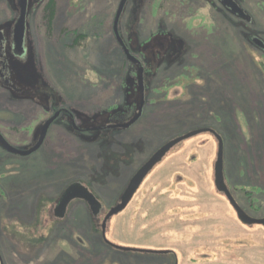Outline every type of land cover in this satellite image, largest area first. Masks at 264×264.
<instances>
[{"label": "rangeland", "instance_id": "1", "mask_svg": "<svg viewBox=\"0 0 264 264\" xmlns=\"http://www.w3.org/2000/svg\"><path fill=\"white\" fill-rule=\"evenodd\" d=\"M18 1L0 0V32L9 38ZM54 1L51 13V0H28L27 52L15 69L29 98L0 85V133L19 151L34 148L45 121L62 110L37 153L0 146L3 264H264V226L240 222L216 189L218 141L210 133L172 149L107 223L109 242L158 253L123 252L102 235L139 170L170 141L203 129L224 141L225 181L237 203L264 218V0H237L247 17L218 0H164L153 17L154 0H130L119 33L144 69L143 94L135 88L130 100L121 85L140 76L114 33L121 0ZM192 14L206 26L190 32ZM149 45L157 58L144 56ZM52 98L58 105L47 113ZM140 100L138 121L116 129L138 115L131 107ZM74 184L101 202L98 220L82 200L66 218L55 216Z\"/></svg>", "mask_w": 264, "mask_h": 264}, {"label": "water", "instance_id": "2", "mask_svg": "<svg viewBox=\"0 0 264 264\" xmlns=\"http://www.w3.org/2000/svg\"><path fill=\"white\" fill-rule=\"evenodd\" d=\"M129 0H121V3L119 5L118 11L115 16L114 21V33L115 36L119 42V44L122 46L123 50L125 51L128 58L132 59L127 47L125 46L120 33H119V23L121 16L123 14V11L125 9V6ZM226 5L232 7V9L239 13L243 14V11L240 10L232 0H222ZM27 12H28V0H22L21 2V13L16 23V39L18 44H21L24 40V36L26 33V22H27ZM134 60V58H133ZM140 86L142 89V92L144 91L143 83H144V77H143V70L140 71ZM144 108V100L142 101L140 107H139V113L138 115L132 120L130 123L124 125V128H129L131 125H133L140 117V115L143 112ZM58 118V115L50 119L42 129V133L40 136V139L38 143L35 145L34 148H32L30 151L22 152L14 148L11 144L8 143V141L5 139V137L0 133V145L9 153L17 155V156H31L37 151H39L42 147V145L45 142V139L47 137L48 131L53 124L54 121H56ZM203 133H210L215 136V138L218 141V154H217V161L215 164V186L217 191L224 194L227 200L229 201L230 205L234 209V211L237 214L238 219L240 222H242L244 225L247 226H256L261 225L264 226V218L263 219H255L249 216L242 207L237 203L235 200L232 192L228 188L226 181H225V175H224V141L220 135H218L215 131L211 129H203V130H197L190 133H187L179 138H176L166 145H164L135 175V177L131 180L128 188L126 189L122 201L119 205L112 208L108 215L106 216L103 227H102V235L103 239L107 244H109L114 249L123 251V252H131V253H158L156 251H148V250H139V249H130V248H124L117 246L107 240L106 237V226L107 223L119 213L123 212L132 199L134 198L135 194L141 187L144 180L147 178V176L153 171V169L167 156L169 152H171L172 149H174L177 145L182 143L185 140L191 139L193 137H196ZM82 200L89 204L90 208L93 210L94 214H97L100 212V209L102 205L100 202L96 199L94 194H92L87 188H85L81 184H74L72 185L60 198V200L57 203V206L55 208L54 214L59 219L66 218L69 206L73 201ZM0 262L3 264L2 257L0 255Z\"/></svg>", "mask_w": 264, "mask_h": 264}, {"label": "flooded vegetation", "instance_id": "3", "mask_svg": "<svg viewBox=\"0 0 264 264\" xmlns=\"http://www.w3.org/2000/svg\"><path fill=\"white\" fill-rule=\"evenodd\" d=\"M130 1V0H129ZM129 1L127 2V4H126V6H125V9H124V13L126 12V10H127V8H128V3H129ZM221 4H223V6L224 7H226L229 11H231L232 13H234V14H237L238 16H243V17H247V15H246V13L244 12V10L242 9V7L240 6V4L238 3V1L237 0H232L233 1V3L240 9V10H242L243 11V14H239V13H237V12H235L233 9H232V7H230V6H228V5H226L222 0H218ZM19 2V11H20V13H21V2H22V0H19L18 1ZM121 3V2H120ZM142 8H143V6H142ZM142 8H141V10H140V13L139 14H141V12H142ZM17 23V22H16ZM16 23L14 24V26H13V30H12V33H11V31H10V34H11V36H10V38L9 37H6L5 36V34H4V32H0V85L4 88V89H7V90H9L14 96H16V97H18V98H29V97H27V95H26V93H25V91L22 89V88H20V87H18V84H19V82H17V80L18 79H21L23 82H25L24 80H23V78L24 77H22V75H21V71H19V69H18V66L16 67V69H15V64L17 63V62H19V63H22V61L24 60V58L26 57V52H27V31H26V33H25V36H24V40H23V42L21 43V44H18V42H17V39H16ZM26 24H27V22H26ZM149 47V49H145V48H143V49H145L144 50V56H146L147 58H148V56L147 55H151V57L152 58H157V55H155V53H156V47L154 48V46L153 45H149L148 46ZM161 48V47H160ZM162 48H165V47H162ZM154 49V50H153ZM153 50V51H152ZM129 51V50H128ZM155 51V52H154ZM162 53H167L166 52V49H164V51L162 52ZM161 54V53H160ZM159 54V55H160ZM127 56V55H126ZM162 58V57H161ZM129 60H131L133 63H135L136 65L138 64V66H140L139 67V75L138 76H140V69L142 68L143 69V67L141 66V64H140V62H138L135 58H134V60H133V57H132V59H130V58H128ZM163 60H166L167 59V55L164 57V58H162ZM143 72H144V69H143ZM22 77V78H21ZM140 78V77H139ZM25 79V78H24ZM57 105H58V103L56 104V102L55 101H53V98H52V101H51V103H47L46 104V107H44L43 109L48 113V112H50V110L51 111H53L54 109H56V107H57ZM62 110H59V111H57L56 113H55V116L56 115H58V118H57V120L60 118V112H61ZM55 116H53V117H55ZM70 116V115H69ZM71 117V116H70ZM50 119H52V118H48L46 121H45V123H44V125L50 120ZM57 120L56 121H54L53 122V124L51 125V127H50V129L52 128V126L57 122ZM134 120V119H133ZM138 121V120H137ZM136 121V122H137ZM135 122V123H136ZM134 123V124H135ZM133 124V125H134ZM72 125L75 127V129H77V127L75 126V121L74 120H72ZM133 125H131L129 128H131ZM114 127H116V129H118V128H124V126L122 127H120V126H114ZM129 128H126V129H129ZM50 129H49V131H48V134H49V132H50ZM77 130H82V129H77ZM48 134H47V137H46V139H45V141L47 140V138H48ZM44 144H45V142H44ZM43 144V145H44ZM42 145V146H43ZM1 146V145H0ZM42 148V147H41ZM38 152V151H37ZM36 152V153H37ZM35 154V153H34ZM82 185V184H81ZM89 190V189H88ZM90 191V190H89ZM91 192V191H90ZM92 193V192H91ZM93 194V193H92ZM96 197V196H95ZM96 199H97V197H96ZM98 200V199H97ZM80 201V200H79ZM99 201V200H98ZM73 202H75V201H73ZM72 202V203H73ZM83 202H85V201H83ZM100 202V201H99ZM72 203H71V205H72ZM87 203V202H86ZM88 204V203H87ZM100 204H101V202H100ZM70 205V206H71ZM102 205V204H101ZM119 205V204H118ZM69 206V207H70ZM88 206H89V204H88ZM89 208H90V206H89ZM90 210L92 211V214H93V216H94V218L96 219V220H98L97 219V217H99L100 216V214H101V212H102V207H101V209H100V212L99 213H97V214H94L93 213V210L90 208ZM108 215V214H107ZM106 215V216H107ZM106 216H105V218H106ZM105 220V219H104ZM104 223V222H103ZM103 227V226H102ZM103 233V232H102Z\"/></svg>", "mask_w": 264, "mask_h": 264}, {"label": "trees", "instance_id": "4", "mask_svg": "<svg viewBox=\"0 0 264 264\" xmlns=\"http://www.w3.org/2000/svg\"><path fill=\"white\" fill-rule=\"evenodd\" d=\"M163 1L164 0H154V2H153V8L151 9V13H152V16L153 17H156L157 15H158V12L162 9V3H163ZM179 2H181V3H184V2H186V0H178ZM54 6H55V1L54 0H51V2H50V6H49V11L51 12V13H53L54 12ZM189 10H190V12H193V7H192V4L191 3H189ZM193 16H191L190 17V20H189V31L191 32H194L195 30V28H197V27H201V25H204V23H205V20H204V18L202 17H200V16H195V14H192ZM168 17V15L166 14V12H165V17ZM163 21H165V20H163ZM198 23V24H197ZM204 26H206V25H204ZM207 32H211V28H209V29H207ZM212 33V32H211ZM84 39V37H80V35H79V37L78 38H76V41L77 42H81L82 40ZM130 63H132V66L134 65L135 66V68H136V70H137V72H138V75H139V70L137 69V66H136V64L135 63H133V62H130ZM134 68V67H133ZM185 69L187 70V69H189V67H187V66H185ZM191 70H194L193 68L191 69ZM197 71H199L198 69H196ZM198 73V77L199 78H202L201 76H202V74L200 73V72H197ZM125 80V82H124V84H122L121 85V91H123V93L125 94H127V96H129V100L131 99V93H132V91L135 89V88H137L138 89V92H140V93H142L143 94V92H142V90H141V86H140V82H139V80H138V84H137V82H135L134 80H133V78L131 77V76H128L127 77V79H124ZM136 83V84H135ZM166 89V88H165ZM186 89L190 92L191 91V88L189 87V86H187L186 87ZM141 101L142 100H140V103H137L136 101L134 102V106L132 105V111L131 112H133L134 110H135V108L137 107V111H139V107H140V104H141ZM155 101V99H150L149 100V102H147L146 103V105L148 106L149 105V103L151 102V104H153L152 102H154ZM171 103H175V102H171ZM150 104V105H151ZM145 108V107H144ZM134 119V118H133ZM47 141V140H46ZM45 141V142H46ZM96 229H97V226H96ZM132 254V253H131ZM134 255V254H133Z\"/></svg>", "mask_w": 264, "mask_h": 264}]
</instances>
